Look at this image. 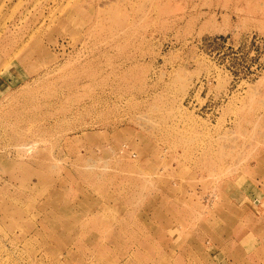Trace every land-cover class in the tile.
Masks as SVG:
<instances>
[{
	"label": "rangeland",
	"instance_id": "374dc122",
	"mask_svg": "<svg viewBox=\"0 0 264 264\" xmlns=\"http://www.w3.org/2000/svg\"><path fill=\"white\" fill-rule=\"evenodd\" d=\"M0 264H264V0H0Z\"/></svg>",
	"mask_w": 264,
	"mask_h": 264
}]
</instances>
